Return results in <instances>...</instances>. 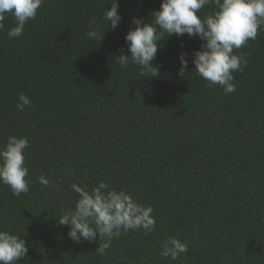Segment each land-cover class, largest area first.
Here are the masks:
<instances>
[{
  "label": "trees",
  "instance_id": "1",
  "mask_svg": "<svg viewBox=\"0 0 264 264\" xmlns=\"http://www.w3.org/2000/svg\"><path fill=\"white\" fill-rule=\"evenodd\" d=\"M116 2L115 29L103 20L114 0H42L23 35L8 37L12 14L0 29V147L9 136L29 141V192L14 196L0 181V231L28 248L17 264H264V26L234 50L248 64L225 94L194 69L199 36L165 33L153 61L158 78L119 65L121 50L130 56L133 17L149 22L162 0ZM93 18L105 31L100 43L86 37ZM19 93L32 102L24 111ZM42 174L59 190L40 184ZM101 181L151 206L156 219L147 235L114 238L104 256L95 252L99 234L76 243L58 223L78 199L71 184L90 190ZM169 237L187 242L176 260L160 255Z\"/></svg>",
  "mask_w": 264,
  "mask_h": 264
},
{
  "label": "clouds",
  "instance_id": "2",
  "mask_svg": "<svg viewBox=\"0 0 264 264\" xmlns=\"http://www.w3.org/2000/svg\"><path fill=\"white\" fill-rule=\"evenodd\" d=\"M41 4L42 0H0V29L4 28L6 15L12 14L16 26L8 31V37L12 39L23 35L26 23L36 18ZM210 5L214 10L201 18L197 13ZM118 7L114 0L104 14L103 20L111 21V29H115L121 20ZM150 16V21L146 23L142 22V18L133 17L132 23L136 27L125 36L126 42H129L130 56L121 50L116 62L122 67L130 63L138 65L141 77L158 78L160 66H154L153 61L160 42L173 34L199 36L203 43L200 50L193 53L194 69L207 81L205 86L219 85L228 94L236 90L232 82L233 73L243 71L248 64L245 54H234V50L245 47L249 40L257 38L261 26H264V0H162L160 9L153 10ZM95 25L96 18H93L86 37L100 43L105 31L97 30ZM186 55L181 53L179 57L180 77L186 73ZM31 103L24 93L18 94L16 108L19 111H24ZM28 147V139L17 136H9L6 145L0 147V181L9 186L17 197L29 192V181L26 179L28 168L24 163V150ZM38 181L45 187L51 183L57 190L60 188L57 181L50 182L43 174ZM70 188L78 194V199L74 209L66 210L58 217V223L70 227L68 236L76 243L81 240L95 241L99 234V247L95 252L100 256L106 255L114 238L121 237L129 230L143 229L147 235L155 228L153 208L137 202L123 189L110 188L104 181L90 190L76 183L71 184ZM187 251V242L169 237L162 241L160 255L176 260ZM27 254L24 238L0 231V264H17Z\"/></svg>",
  "mask_w": 264,
  "mask_h": 264
},
{
  "label": "bare ground",
  "instance_id": "3",
  "mask_svg": "<svg viewBox=\"0 0 264 264\" xmlns=\"http://www.w3.org/2000/svg\"><path fill=\"white\" fill-rule=\"evenodd\" d=\"M253 86V85H252Z\"/></svg>",
  "mask_w": 264,
  "mask_h": 264
}]
</instances>
